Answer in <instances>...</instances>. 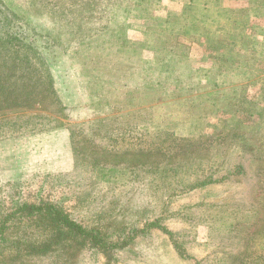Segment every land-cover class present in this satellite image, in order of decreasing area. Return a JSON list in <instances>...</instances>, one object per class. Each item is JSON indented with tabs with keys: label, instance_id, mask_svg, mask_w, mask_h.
<instances>
[{
	"label": "rangeland",
	"instance_id": "rangeland-1",
	"mask_svg": "<svg viewBox=\"0 0 264 264\" xmlns=\"http://www.w3.org/2000/svg\"><path fill=\"white\" fill-rule=\"evenodd\" d=\"M4 1L46 30L1 51L3 189L87 177L77 153L104 170L84 224L138 233L15 264H264V0Z\"/></svg>",
	"mask_w": 264,
	"mask_h": 264
},
{
	"label": "trees",
	"instance_id": "trees-1",
	"mask_svg": "<svg viewBox=\"0 0 264 264\" xmlns=\"http://www.w3.org/2000/svg\"><path fill=\"white\" fill-rule=\"evenodd\" d=\"M24 24L27 26H24ZM26 29L36 30V35L42 36L46 27L39 21L29 24L26 19L19 16L18 11L12 8L11 5L4 0H0L1 57H5L1 53L5 45L18 44L19 41H21L20 44L24 42L22 40L25 39L23 35ZM59 41V39L50 37L48 44L49 46L55 44L60 46L62 44ZM48 49L50 48L46 50ZM45 72L48 77L47 80L51 83V87L54 88V77L50 68L47 67ZM10 96H14L12 90H9V88L5 89V84L0 76V104H3V100H6L7 103L13 102L11 101L12 98L9 99ZM73 157L72 166L76 175L88 174L87 177L74 181L71 178L46 175L43 181L41 180L40 183H38L39 181L36 182V180L43 178L44 175H41L36 177V180L32 183H23L21 186L15 184V192L11 193H7L3 189L5 186L0 183V264H15L26 258L32 259L33 257L46 256L59 251L65 247L66 243H76L84 249L96 247L100 251L112 252L116 248L130 243L138 236L134 227V229L125 231L118 238L119 241L110 242L99 231L93 230L84 224L83 211L86 208L88 209L93 204L92 202L97 201L98 198L99 202L104 200V197L99 195L97 197L92 191L94 188L95 191L99 190L103 181L97 178V175L104 170L97 163H89L80 159L77 153ZM48 178H50L49 181ZM213 182L212 179H205L200 181L199 184L197 183V185L206 186ZM35 185H37L36 189ZM75 185L78 186L80 191L75 190V197L72 200L76 202V207L73 205L72 210H67L64 203L66 199L53 201L51 194L46 197L42 195L44 190H49L50 193L51 191L58 193L63 189L73 188ZM22 189L36 190L37 194L33 198L34 200L29 199V197H32L31 193L26 195ZM103 214L97 215V217L100 219ZM154 224L150 226L161 227L160 224ZM164 230L169 232L166 229ZM146 232L148 230L143 229L139 234H146ZM130 233L131 235H129ZM170 234L172 237L174 236L172 233ZM126 240L128 241L126 242ZM122 242L124 243L122 244Z\"/></svg>",
	"mask_w": 264,
	"mask_h": 264
}]
</instances>
